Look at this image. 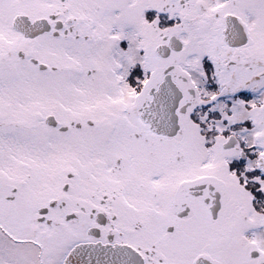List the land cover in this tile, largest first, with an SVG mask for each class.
Listing matches in <instances>:
<instances>
[{
  "label": "snow or ice",
  "instance_id": "snow-or-ice-1",
  "mask_svg": "<svg viewBox=\"0 0 264 264\" xmlns=\"http://www.w3.org/2000/svg\"><path fill=\"white\" fill-rule=\"evenodd\" d=\"M0 264H264V0H0Z\"/></svg>",
  "mask_w": 264,
  "mask_h": 264
}]
</instances>
